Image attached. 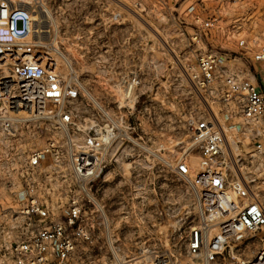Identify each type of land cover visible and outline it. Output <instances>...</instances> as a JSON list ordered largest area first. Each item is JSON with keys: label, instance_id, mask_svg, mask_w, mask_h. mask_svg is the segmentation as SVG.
<instances>
[{"label": "rangeland", "instance_id": "374dc122", "mask_svg": "<svg viewBox=\"0 0 264 264\" xmlns=\"http://www.w3.org/2000/svg\"><path fill=\"white\" fill-rule=\"evenodd\" d=\"M25 1L34 6L33 15L43 13L39 22L48 30L45 39L35 34L43 57L81 92L71 104L81 127L77 134L105 125L115 133L105 151V171L93 187L108 218L94 221L93 238L79 244L75 260L154 264L163 255L170 264H206L188 253L192 228L204 223L198 194L176 171L177 161L188 155L196 171L193 122L217 115L233 159L231 173L247 181L263 205L264 160L250 155L252 142L240 108L200 91L192 68L211 51L233 52L252 63L247 60L252 54L237 41L264 45V0L223 5L192 0L203 1L197 6L203 19L210 12L217 15L218 25L211 29L187 11L191 2L180 7L169 0ZM233 25L234 39L228 35ZM254 66L262 73L256 81L264 82V62ZM52 140L64 141V133L47 118L22 125L16 140L7 142L0 134V193L10 197L20 189V168ZM48 164H42L41 180L64 190L48 177ZM53 200L62 212L65 199L61 203L54 195ZM263 240L264 231L247 233L242 243L231 242L215 264L253 258Z\"/></svg>", "mask_w": 264, "mask_h": 264}, {"label": "built area", "instance_id": "2783aa9c", "mask_svg": "<svg viewBox=\"0 0 264 264\" xmlns=\"http://www.w3.org/2000/svg\"><path fill=\"white\" fill-rule=\"evenodd\" d=\"M169 1L180 7L191 2L187 11L203 19L197 8L203 1ZM34 13L25 0H0V134L7 142L16 140L22 125L47 118L64 133V141L34 150L20 168V189L10 197L0 193V264H80L75 260L79 244L92 240L95 220L108 218L93 187L105 171V151L115 133L105 125L77 134L81 127L71 104L81 92L43 57ZM203 20L207 29L218 25L212 12ZM228 30L232 39L238 36L236 26ZM237 45L252 54L247 56L252 63L233 52L211 51L192 68L191 78L215 102L240 108L252 142L250 155L264 160V82L256 81L262 73L254 66L264 62V45L254 47L243 38ZM190 139L198 148L196 171L189 155L177 161L176 171L196 189L204 223L192 228L188 253L215 264L231 242L264 231V205L247 181L231 173L227 136L215 113L193 122ZM44 161H49L48 177L64 190L41 180ZM54 195L61 203L65 199L62 212ZM154 264L170 260L158 255ZM238 264H264V243L253 258Z\"/></svg>", "mask_w": 264, "mask_h": 264}, {"label": "bare ground", "instance_id": "6f19581e", "mask_svg": "<svg viewBox=\"0 0 264 264\" xmlns=\"http://www.w3.org/2000/svg\"><path fill=\"white\" fill-rule=\"evenodd\" d=\"M27 3H29V1H25ZM43 16V13H41L40 11L37 12L35 15H33V19L36 20V33L42 37V39H45L44 35L45 33H47V28H46V25H43L41 23V21L39 22L40 18ZM35 33V34H36ZM42 45V44H41Z\"/></svg>", "mask_w": 264, "mask_h": 264}]
</instances>
